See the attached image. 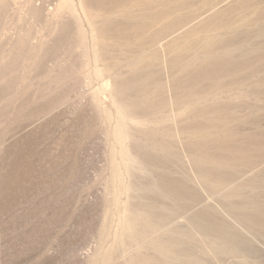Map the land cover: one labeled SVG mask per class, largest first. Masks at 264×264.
<instances>
[{
    "label": "rangeland",
    "instance_id": "374dc122",
    "mask_svg": "<svg viewBox=\"0 0 264 264\" xmlns=\"http://www.w3.org/2000/svg\"><path fill=\"white\" fill-rule=\"evenodd\" d=\"M0 264H264V0H0Z\"/></svg>",
    "mask_w": 264,
    "mask_h": 264
}]
</instances>
